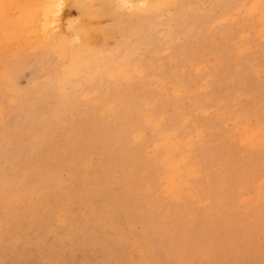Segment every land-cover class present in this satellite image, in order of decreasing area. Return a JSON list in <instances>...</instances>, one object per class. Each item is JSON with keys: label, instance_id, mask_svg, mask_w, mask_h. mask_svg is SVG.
<instances>
[{"label": "rangeland", "instance_id": "obj_1", "mask_svg": "<svg viewBox=\"0 0 264 264\" xmlns=\"http://www.w3.org/2000/svg\"><path fill=\"white\" fill-rule=\"evenodd\" d=\"M46 2L0 0V264H264V0Z\"/></svg>", "mask_w": 264, "mask_h": 264}, {"label": "bare ground", "instance_id": "obj_2", "mask_svg": "<svg viewBox=\"0 0 264 264\" xmlns=\"http://www.w3.org/2000/svg\"><path fill=\"white\" fill-rule=\"evenodd\" d=\"M148 1H150V2H152V1H155V0H148ZM180 1V0H179ZM223 1V0H222ZM184 2H186V1H184ZM59 4H60V2H59ZM216 4V3H215ZM62 5V4H61ZM183 5V4H182ZM136 6V5H135ZM174 6V5H173ZM189 6V5H188ZM211 6H213V5H211ZM226 6V5H225ZM229 6V5H228ZM175 7H177L176 5H175ZM179 7H181V5L179 6ZM221 7V6H220ZM89 8V7H88ZM91 8V7H90ZM164 8V7H163ZM162 8V9H163ZM217 8H218V5H217ZM223 8H226V7H223ZM59 9H60V7H59ZM94 9V8H93ZM175 9H177V8H175ZM181 9V8H180ZM180 9H178V10H180ZM182 9H183V7H182ZM230 9V8H229ZM57 4H56V0H52V2H46V4H42L41 6H40V8H39V17H37V20H39V23H38V21H36L37 23H38V25H39V28H40V31H41V34H42V36L43 37H46V36H48L49 34H50V32H52V30H51V28L55 25H53V23H55L56 22V20H57ZM90 10V9H89ZM169 10V9H168ZM170 10H171V8H170ZM173 10V9H172ZM215 10V9H214ZM85 11H87L86 9H85ZM91 11V10H90ZM165 11H166V9H165ZM175 11V10H174ZM93 12V11H92ZM183 12V11H182ZM185 12V11H184ZM189 12V11H188ZM213 12V11H212ZM86 13V12H85ZM88 13V12H87ZM216 13V12H215ZM223 13V12H222ZM91 14V13H90ZM176 14V13H175ZM184 15L186 14V12L185 13H183ZM217 15H218V13H216ZM157 15V14H156ZM155 15V16H156ZM160 15H162V14H160ZM159 15V16H160ZM177 15V14H176ZM201 15V14H200ZM211 15V14H210ZM221 14L219 13V15L218 16H220ZM222 15H224V14H222ZM93 16V15H92ZM174 16V15H173ZM196 15H194L193 17H195ZM207 16V15H206ZM213 16H215V15H213ZM88 17H89V15H88ZM150 17V16H149ZM210 17V16H209ZM147 18V17H146ZM145 18V19H146ZM179 18V17H178ZM199 18V17H198ZM197 18V19H198ZM238 18V17H237ZM143 19V18H142ZM173 19V18H172ZM183 19V18H182ZM204 19H206V18H204ZM154 20V19H153ZM162 20V19H161ZM58 21V20H57ZM173 21V20H172ZM176 21V20H175ZM212 21V20H211ZM236 21V20H235ZM163 22V21H162ZM165 22V21H164ZM177 22H179V21H177ZM205 22V21H204ZM225 22H226V20H225ZM228 22V21H227ZM142 23V22H141ZM147 23V22H146ZM166 23V22H165ZM164 23V24H165ZM168 23V22H167ZM175 23V22H174ZM173 23V24H174ZM219 23V22H218ZM72 24V23H71ZM169 24V23H168ZM222 24V23H221ZM224 24V23H223ZM53 25V26H52ZM149 25V24H148ZM179 25V24H178ZM211 25V24H210ZM216 25V24H215ZM142 26V25H141ZM153 26V25H152ZM159 26V25H158ZM157 26V27H158ZM176 26V25H175ZM208 26V25H207ZM212 26H214V25H212ZM220 26V25H219ZM218 26V27H219ZM229 26V25H228ZM148 27V26H147ZM163 27V26H162ZM139 28V27H138ZM150 28V27H149ZM230 28V27H229ZM159 29H161V28H159ZM163 29V28H162ZM177 29H178V27H177ZM201 29V28H200ZM206 29V28H205ZM138 30H140V29H138ZM167 31V30H166ZM213 31V30H212ZM139 32V31H138ZM142 32V31H141ZM216 32V31H215ZM138 34V33H137ZM148 34V33H147ZM51 35V34H50ZM149 35V34H148ZM164 35V34H163ZM226 35V34H225ZM69 36V35H68ZM206 36V35H205ZM49 37V36H48ZM204 37V36H203ZM227 37V36H226ZM47 38V37H46ZM220 38V37H219ZM223 42V41H222ZM248 44V43H247ZM251 44V43H250ZM152 52V51H151ZM225 53V52H224ZM216 56V55H215ZM237 56V55H236ZM131 57V56H130ZM187 58V57H186ZM250 58V57H249ZM198 59V58H197ZM138 60V59H137ZM140 60V59H139ZM140 62V61H139ZM220 62V61H219ZM241 62V61H240ZM140 64V63H139ZM193 64V63H192ZM156 65V64H155ZM194 65V64H193ZM155 67V66H154ZM203 67V66H202ZM206 68H207V66H206ZM174 69V68H173ZM166 71H168V69L166 70ZM173 72V71H172ZM190 72V71H189ZM198 72V71H197ZM205 72H207V71H205ZM152 73H153V71H152ZM151 73V74H152ZM154 73H156V72H154ZM226 73V72H225ZM159 74H161V73H159ZM163 74V73H162ZM189 75H191V74H189ZM150 76V75H149ZM200 76V75H199ZM154 77V76H153ZM152 77V78H153ZM154 79H155V77H154ZM187 79H189V77L187 78ZM197 80V79H196ZM207 80H209V79H207ZM177 81V80H176ZM190 81V80H189ZM193 81V80H192ZM164 82H167V81H164ZM148 83H149V81H148ZM190 84V83H189ZM188 84V85H189ZM192 84V83H191ZM166 85V84H165ZM184 85H186V84H184ZM229 85V84H228ZM164 86H162V88H163ZM183 87V86H182ZM148 88V87H147ZM222 88V87H221ZM167 89V88H166ZM148 90V89H147ZM172 90H174V89H172ZM177 90V89H176ZM198 90V89H197ZM216 90V89H215ZM182 92V91H181ZM151 93V92H150ZM170 93V92H169ZM179 94V93H178ZM202 94V93H201ZM159 95V94H158ZM157 95V96H158ZM148 96V95H147ZM159 96H161V95H159ZM163 96V95H162ZM161 96V97H162ZM165 97V96H164ZM159 98V97H158ZM174 98H176L175 96H174ZM150 99H151V97H150ZM170 99V98H169ZM173 99V98H172ZM148 100V99H147ZM165 100V99H164ZM178 100V99H177ZM185 101V100H184ZM149 103H151V102H149ZM164 103V102H163ZM172 103V102H171ZM165 104H166V101H165ZM157 105V104H156ZM167 105V104H166ZM169 105V104H168ZM163 107H166V106H163ZM148 109H150V108H148ZM170 109V108H169ZM185 109H187V108H185ZM161 110V109H160ZM171 110V109H170ZM170 110H168V111H170ZM255 110V109H254ZM253 110V111H254ZM176 111V110H175ZM181 111V110H180ZM149 112H151V111H149ZM161 112V111H160ZM153 114H154V111L152 112ZM179 113V112H178ZM187 113V112H186ZM214 113V112H213ZM242 113V112H241ZM156 114V113H155ZM166 114V113H165ZM222 114V113H221ZM146 115V114H145ZM176 115V114H175ZM189 115V114H188ZM191 115V114H190ZM195 115H198V114H195ZM220 115V114H219ZM159 116V115H158ZM161 116V115H160ZM183 116V115H182ZM156 117V116H155ZM184 117H185V114H184ZM189 117V116H188ZM164 118V117H163ZM178 118V117H177ZM182 118V117H181ZM200 118V117H199ZM208 118V117H207ZM160 119H161V117H160ZM165 119V118H164ZM201 119V118H200ZM152 120V119H151ZM162 120V119H161ZM187 120V119H186ZM213 120V119H212ZM181 121V120H180ZM185 121V120H184ZM195 121V120H194ZM197 121V120H196ZM206 121V120H205ZM219 121V120H218ZM157 122H159V121H157ZM156 122V123H157ZM176 122V121H175ZM185 122H187V121H185ZM207 122V121H206ZM206 122H204V123H206ZM209 122V121H208ZM172 123V125H173V122H171ZM178 123H179V121H178ZM193 123H195V122H193ZM176 124V123H175ZM183 124V123H182ZM197 124V123H196ZM203 124V123H202ZM207 124V123H206ZM208 124H210V123H208ZM187 125V124H186ZM191 125H192V123H191ZM176 126H177V124H176ZM188 126V125H187ZM197 126V125H196ZM178 127V126H177ZM211 127V126H210ZM209 127V128H210ZM171 128V127H170ZM182 128H183V126H182ZM193 128V127H192ZM197 128H198V126H197ZM191 129V128H190ZM196 129V128H195ZM202 129V128H201ZM207 129H208V127H207ZM216 129V128H215ZM206 130V129H205ZM211 130V129H210ZM155 131H157V130H155ZM179 131H180V129H179ZM185 131V130H184ZM193 131V130H192ZM212 131H214V130H212ZM237 131V130H236ZM195 132V131H194ZM201 132V131H200ZM200 132H198V133H200ZM169 133V132H168ZM176 133V132H175ZM180 133H181V131H180ZM189 133H190V131H189ZM157 134V133H156ZM166 134H167V132H166ZM165 134V135H166ZM171 134H174V133H171ZM185 134V133H184ZM196 134V133H195ZM194 135V134H193ZM202 135V134H201ZM206 135V134H205ZM141 136H142V134H141ZM155 136H157V135H155ZM154 136V137H155ZM168 136V135H167ZM189 136V135H188ZM196 136V135H195ZM194 136V137H195ZM216 136V135H215ZM152 137V136H151ZM179 137V136H178ZM184 137H186V136H184ZM190 137V136H189ZM193 137V136H192ZM217 137V136H216ZM240 137V136H239ZM197 138V137H196ZM201 138V137H200ZM203 138V137H202ZM261 138V137H260ZM168 139V138H167ZM166 139V140H167ZM173 140V139H172ZM177 140V139H176ZM194 140V139H193ZM192 140V138H191V141H193ZM163 141H164V139H163ZM186 141V140H185ZM197 141V140H196ZM203 141V140H202ZM165 142V141H164ZM173 142H174V140H173ZM183 142V141H182ZM181 142V143H182ZM221 142V141H220ZM167 143V142H166ZM165 143V144H166ZM184 143V142H183ZM204 143V142H203ZM181 145V144H180ZM218 145V144H217ZM185 146H186V144H185ZM188 146V145H187ZM191 146H192V142H191ZM191 146H189V147H191ZM180 147V146H179ZM177 148V147H176ZM165 149V148H164ZM173 149V148H172ZM173 151V150H172ZM174 151H176V149H174ZM173 151V152H174ZM169 154V153H168ZM170 154H171V152H170ZM176 171V170H175ZM180 179V178H179Z\"/></svg>", "mask_w": 264, "mask_h": 264}]
</instances>
